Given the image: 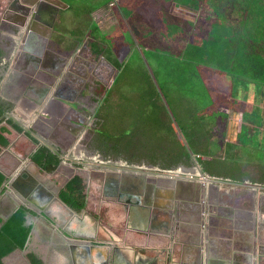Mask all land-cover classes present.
Listing matches in <instances>:
<instances>
[{"label":"crops","instance_id":"crops-1","mask_svg":"<svg viewBox=\"0 0 264 264\" xmlns=\"http://www.w3.org/2000/svg\"><path fill=\"white\" fill-rule=\"evenodd\" d=\"M64 2L0 3V96L13 103V119L29 126L25 129L20 123L24 131L0 156V169L9 175L8 189L31 205L30 196L42 198L61 186L53 173L46 174L36 165L31 154L40 146L52 151L85 147L83 140L90 142L93 136L89 126L96 123L99 131L105 122L99 121L108 97L104 88L116 81L118 73L116 62L104 57L95 35L63 26L68 25L71 9ZM114 3L92 11L94 22L109 29L124 20L125 12H115ZM178 5L171 14H183L189 21L192 6ZM179 32H172L171 38ZM115 106L114 123H129L126 131L133 137L128 134L114 140V232L99 230L107 238L103 243L109 244L108 250L100 249L105 248L101 241L82 238L78 227L64 223L71 234L58 226L52 234L37 232L36 225L24 255L34 252L43 264H112L113 254L114 264H264V170L257 168L256 161L245 162L235 149L254 154L253 149L264 147V135L255 141L241 137V133H257L255 125H240L245 111L229 112V125L223 127L228 141L216 142L213 134L206 153L192 152L187 160L166 167L165 143L146 142L140 126L131 123L143 121L145 115L138 112L140 119L134 121L133 113ZM170 125L172 133L179 131ZM142 131L159 139L161 134L167 136V125L164 121L157 129ZM216 158L237 165L239 173L220 172L211 165ZM72 169L73 165L65 163L61 173ZM5 203L1 209L9 211ZM64 208L72 217L88 215L84 210ZM35 216L34 224L45 218Z\"/></svg>","mask_w":264,"mask_h":264},{"label":"rangeland","instance_id":"rangeland-1","mask_svg":"<svg viewBox=\"0 0 264 264\" xmlns=\"http://www.w3.org/2000/svg\"><path fill=\"white\" fill-rule=\"evenodd\" d=\"M64 1L71 9L67 14L68 25L63 26L66 29H82L86 34L95 35L97 43L101 42L104 57L116 62V81L108 89L104 88V95H111L112 104L119 110L133 113L134 121L140 119L138 117L141 114L138 112L145 115L143 121L131 123L140 126L141 135L146 142H155L153 146L165 143L167 155L169 149L180 148L195 154L206 153L205 149L209 146L208 141H212L213 134L216 142L227 140L223 127L229 125V112L239 109L245 111L244 122L240 125H255L257 128V133H241V137L246 136L247 140L252 137L251 140L255 141L260 135H264V70H259L257 74L256 71H247L243 67L234 68L238 65L233 67V61L228 60L224 51V45L233 47L228 34L219 36L220 41L218 38L208 39L209 34L212 36L214 33L213 26H209V29L207 25L211 21L209 15L213 12L208 3L201 5L196 0L193 3L190 0ZM113 1L115 12H125L124 20L120 19L113 28L107 29L101 26L100 21L94 22L92 11ZM182 2L193 4L194 13L188 15L189 21L183 14H171V10L179 8L178 4ZM242 9L237 7V11L233 12L240 18L238 21L232 20L234 30L243 27L246 13L241 12ZM226 10L229 9L226 7ZM259 22L263 23L262 20ZM250 23L252 24L249 26H252V20ZM172 32L179 34L171 38ZM262 45L264 47V43ZM248 87L251 90L246 93ZM108 97L103 100L102 106L109 100ZM114 97L118 99L114 100ZM146 108L149 110L146 111ZM101 118L99 113V121ZM120 118L118 116L117 120ZM238 118L239 116L236 119ZM164 121L167 136L162 137L161 134V138L154 139L142 131L152 127L157 129L158 126H163ZM170 124L179 131L172 133ZM111 125L112 130L109 131L112 136L116 134V139L124 138L122 132L133 137L128 132L129 129L126 131L129 123L120 121L114 125V110ZM235 149L239 150L242 159H247L245 162L256 161L257 168L264 170V147L253 149L254 154L252 150L248 152L245 148ZM217 159L219 158L211 162V165L220 172L239 173L237 165L229 166L227 161ZM107 206L101 212L92 205L107 219L106 222L103 220L102 226L114 232V213Z\"/></svg>","mask_w":264,"mask_h":264},{"label":"trees","instance_id":"trees-1","mask_svg":"<svg viewBox=\"0 0 264 264\" xmlns=\"http://www.w3.org/2000/svg\"><path fill=\"white\" fill-rule=\"evenodd\" d=\"M193 7V5H191ZM246 18L243 21L240 38L233 42V47L225 45L228 60L233 61L234 68H242L247 71L262 72L264 70V0H248L246 8ZM252 20L253 25L249 26ZM259 20L261 22H259ZM258 22V23H257ZM262 26V28H261ZM228 46V47H226ZM229 48V49H228ZM2 50L0 49V56ZM264 73V72H263ZM250 85V83H249ZM250 87H248L249 89ZM99 113L105 122L98 131L105 144H112L113 151L116 134L112 136L109 130H112L111 120L113 118L114 104L111 96L108 97ZM107 98V99H108ZM13 109V103L0 96V155L16 140L20 133L24 131L22 125L11 117L1 118L7 111ZM115 125V123H114ZM115 129V126H114ZM127 133L122 132L123 137ZM110 148V147H109ZM191 152L180 148L178 150L169 149L166 161V167H172L183 159L187 160ZM31 159L36 165L45 172H52L59 165L61 158L57 152L52 151L47 146H40L31 154ZM6 175L0 170V196L5 190ZM86 184L80 176H75L61 192L62 199L76 209L86 206ZM29 210L21 206L8 219L0 215V264H43V260L34 252H28L24 255L27 240L30 235V227L24 223L26 214Z\"/></svg>","mask_w":264,"mask_h":264},{"label":"flooded vegetation","instance_id":"flooded-vegetation-1","mask_svg":"<svg viewBox=\"0 0 264 264\" xmlns=\"http://www.w3.org/2000/svg\"><path fill=\"white\" fill-rule=\"evenodd\" d=\"M190 1L193 3V0ZM196 1L201 5L203 3L204 4L208 3L212 8L213 12L209 15L211 21L208 20L209 22L207 24L209 29L210 27L212 28L213 26L212 30L214 33L212 36H209L210 38H212L211 40L218 38V41H220L219 36L221 37L224 36L225 34H228L230 36V40L232 41V43L240 38L241 27H238L236 30H234L232 24L233 19H236L238 21V19L240 18L238 16H235L233 12L237 11V7L243 8L241 12L246 11V8H248V0H196ZM241 1H243V4H241ZM182 3H184V5L186 4L193 5L189 2H188L189 4L186 2H182ZM222 7L224 8L221 9ZM226 7L229 10H226ZM190 9L193 10V7H191ZM192 13H194V10ZM101 126L102 125L99 126V129L101 128ZM97 128H98V124L96 123H93V125L89 126L90 134L93 136H91L90 142H88L85 139L83 140L82 144L85 145V147L81 148V147L73 146L69 151L64 149L63 150L56 149L59 152L57 153L60 155L61 161L59 165L56 167V169L50 173H53L57 177L58 184L64 186L58 189H56L55 186L54 188H52L51 193L43 196L42 198L41 196H37V195H33V197L30 196L32 200H34L33 201L34 204L32 205L30 203L28 204L34 209H39V207L44 209L48 208L47 211L53 214L56 220H58L61 223L71 222L73 227H78L76 232L79 235L84 236L87 235L86 233H88L90 239L93 240L97 239L98 241H101L102 247L104 246L105 248H100V249L108 250L106 246H108L109 244L107 245L104 244L106 243L107 238L99 233L100 232L99 230L104 228L102 226L104 225L103 220L106 222L107 219H105L103 215H100L101 213H98L95 207H98V209H100L102 212L105 206L108 205L107 207H111L110 208L112 210L111 213H114V151L112 148H108L105 145V140L102 138L101 134L98 133V131L96 130ZM100 150L103 152H101ZM65 163H70L71 165H73L74 169H72L71 171H67L65 173H61ZM75 176H80L83 179V182L86 184L87 202L84 208H86L88 215L83 217L82 216L72 217L68 213V211L66 212L64 208L65 204H63L61 197L62 190ZM8 190L10 191L11 188H9ZM15 195L16 193L13 192L9 198H6L4 200L6 202L5 203L6 205L4 207L6 210H10L13 207L12 203L14 201L20 200V198ZM35 205H37V207ZM92 205H94L95 207H92ZM84 208L81 209L83 210ZM73 209L75 208L73 207ZM38 217H43V216L39 214ZM42 219H40L38 223L34 224L35 226L37 225V232L46 231L52 234L51 232H54L57 226L59 230H63L60 229L57 223L52 222L47 217L43 219L44 221H42ZM112 221H114V219ZM112 225L114 226V224ZM80 254L83 253L81 252ZM106 260L107 259H105L104 262ZM109 261H110V257H109ZM111 262L112 264H114V254Z\"/></svg>","mask_w":264,"mask_h":264},{"label":"water","instance_id":"water-1","mask_svg":"<svg viewBox=\"0 0 264 264\" xmlns=\"http://www.w3.org/2000/svg\"><path fill=\"white\" fill-rule=\"evenodd\" d=\"M7 117H12V118H15L16 119V116H15V114H14V112L13 111H7L4 115H2L1 116V118H7ZM18 120V119H17ZM19 121V120H18ZM22 125H23V127L25 128V129H28V127L29 126H27L26 124H24V123H22V122H20ZM55 152H58V150H56L55 149ZM59 153V152H58ZM2 155V154H1ZM0 155V156H1ZM5 175H6V177H8L7 178V181L5 182V190H4V192L1 194V196H0V215L2 216V217H4L5 219H8L16 210H18L21 206H24V207H26L28 210L29 209H31L32 211H29L27 214H26V221H25V225L27 226V227H30L31 228V230H30V235H29V237H28V240H27V243H26V245L28 246L29 245V243H30V241H31V239H32V236H33V234H34V230H35V228H36V226L34 225V223H32V218L33 217H37V216H35V215H41V216H45V217H47L48 219H50L52 222H54V223H57L58 225H59V227H60V229H63V231H64V233L65 234H67V235H69V234H71V232H70V230L68 229V227L67 226H65L64 225V223H61V222H59L58 220H56L54 217H52L49 213H48V211L46 210V209H44V208H41V207H39V209H34L33 207H31L28 203H25L26 201L24 200V199H22V198H20V200H16V201H14L12 204H13V207L9 210V211H3L2 209H1V205H2V203L4 202V200L6 199V198H9L10 197V195H12V191H9L8 190V187L10 186V183H9V175H7L8 173L6 172V171H3L2 169H0ZM44 173H45V171H43ZM50 173V172H49ZM201 173H202V176H205V173H203L202 171H201ZM46 174H48V172L46 173ZM210 176L212 177V175L210 174ZM11 185H13L14 186V184H13V182L11 183ZM64 185H61V186H59V188L60 187H63ZM22 201H25V202H22ZM62 202H63V204H65V206L67 207V208H69V209H71V210H75L76 212H77V210L76 209H73V207H71V205H69L68 203H66L65 201H63V199H62ZM82 210V209H81ZM84 211H86V208H84L83 209ZM82 210V211H83ZM32 212H36L37 214H34V213H32ZM37 219V218H36ZM67 225L68 226H72V224H71V222H67ZM89 238V236L88 235H84V236H82V238Z\"/></svg>","mask_w":264,"mask_h":264}]
</instances>
